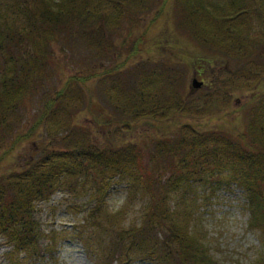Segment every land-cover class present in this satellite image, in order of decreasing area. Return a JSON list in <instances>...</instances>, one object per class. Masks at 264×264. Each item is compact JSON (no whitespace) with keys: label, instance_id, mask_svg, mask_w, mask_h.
Segmentation results:
<instances>
[{"label":"trees","instance_id":"obj_1","mask_svg":"<svg viewBox=\"0 0 264 264\" xmlns=\"http://www.w3.org/2000/svg\"><path fill=\"white\" fill-rule=\"evenodd\" d=\"M167 10L177 21L178 33L183 32L204 53L239 64L235 72L226 71L225 79L215 82L214 97L184 99L181 90L168 81L172 73L159 67L141 70L135 65L134 83L115 79L140 55L146 40L150 28L140 32L143 24L138 17L153 13L151 26ZM10 14L12 19L19 15L24 24L14 28ZM0 24L5 27L0 29V52H6L0 71V151L7 154L14 144L28 139V133L17 130L20 113L52 61L50 46L70 34L97 55L116 57L110 60V67L92 78L99 79L121 116L133 121L156 120L180 130L154 139L151 157L159 171L151 175L144 162L145 145H100L88 129L72 123L70 110L82 102L81 86L87 79L70 77L64 88L44 104L45 111L30 129L48 123L50 128L65 130L59 148L46 151L25 170L1 172L0 162V237L15 253L34 258L40 252L42 234L34 218L35 205L40 199H48L63 177L67 181L91 179V217L104 208L114 178L128 176L137 181L140 175L144 177L151 206L138 229L119 231V236L128 240L125 258L132 249L146 245L144 235L156 226L167 231L168 244L177 245L179 264H212L203 250L202 237L191 233L184 221L189 215L186 200L193 194L194 185L201 182L216 187L222 183L238 185L248 203L251 224L264 233V0H26L21 9H4ZM119 30L123 33L117 44L113 41ZM179 43H171V48ZM9 46L16 50L14 57L8 52ZM192 59L194 64L206 58ZM239 92H250L252 98L239 106L244 124L232 132L200 131L180 121L220 114L230 108L233 93ZM49 111L62 114V118H51ZM168 197L173 205H167ZM150 242L147 252L158 260L159 253H154L158 245L155 240ZM167 243L163 253L169 255ZM120 264L128 263L123 260Z\"/></svg>","mask_w":264,"mask_h":264},{"label":"rangeland","instance_id":"obj_2","mask_svg":"<svg viewBox=\"0 0 264 264\" xmlns=\"http://www.w3.org/2000/svg\"><path fill=\"white\" fill-rule=\"evenodd\" d=\"M25 1L0 0V13L8 7L21 9ZM8 16L14 28L24 24L19 15H14L13 19V14ZM153 16L150 12L138 17L140 24H143L140 32L150 29L140 47V55L116 76L119 83H134L135 65L141 70L164 68L172 73L168 81L181 90L184 99L190 100L213 96L215 82L225 79L226 71L235 72L239 68L237 61L213 53L206 54L183 32L178 33L177 21L169 10L159 21L149 26ZM256 24L255 22L254 26ZM1 25L0 29H5ZM121 33L123 30L115 35L114 43L120 41ZM177 41L180 43L171 48V43ZM28 51L29 48L24 53ZM8 52L13 57L16 55L12 46H9ZM48 52L52 54V61L45 67L40 85L19 116L17 130L19 133H28V139L14 144L7 154L0 151L3 158L0 159L1 172L23 167L25 170L46 151L59 148V141L65 130L50 128L48 123L33 131L30 129L45 111L44 104L64 88L70 77L87 79L86 84L81 86L82 102L76 109L70 110L72 123L88 129L91 138L100 145H145L143 156L146 166L151 175L159 171V165L151 157L154 139L178 134L180 130L178 126L168 123L162 126L156 120L133 121L118 113L104 88L99 85V79L92 78L110 67V60L116 57L97 55L74 34L61 38L58 43L50 46ZM5 53L0 52V71L4 67ZM195 57L206 59L193 64L192 58ZM111 79L115 80L113 77ZM193 79L200 84L198 87H192ZM232 96L230 108L220 114L198 120L181 118L180 121L200 131L232 132L234 128L244 124L239 106L252 98L250 92L233 93ZM49 114L51 118H62V114L57 112L49 111L48 116ZM143 182L144 177L141 175L137 181L128 176L114 178L104 208L91 217L94 207L91 179L78 177L67 181L63 177L51 190L49 198L40 199L35 205L34 218L42 234L38 255L30 258L24 252L15 253L13 247L8 246L6 239L1 236L0 264H120L123 260L128 264H179L175 254L177 245L168 244L167 231L156 226L144 235L146 245L132 249L125 258L128 240H123L119 231L132 227L138 229L147 208L151 206V196ZM173 204L174 201L168 197L167 205ZM185 205V211L189 212L184 218L187 229L202 237L203 250H206L212 264H264V233L256 224H251L249 206L238 185L222 183L220 187H216L207 182L197 183ZM151 240H155L158 245L154 249V253L160 255L158 260L147 252V245H150ZM164 243H167L169 255L163 253L166 247ZM46 248L52 250L51 253Z\"/></svg>","mask_w":264,"mask_h":264},{"label":"water","instance_id":"obj_3","mask_svg":"<svg viewBox=\"0 0 264 264\" xmlns=\"http://www.w3.org/2000/svg\"><path fill=\"white\" fill-rule=\"evenodd\" d=\"M191 85H192V87H198L200 84L199 83H196V80L193 79Z\"/></svg>","mask_w":264,"mask_h":264}]
</instances>
